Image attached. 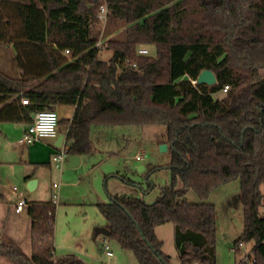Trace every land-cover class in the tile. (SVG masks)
Segmentation results:
<instances>
[{"label":"trees","instance_id":"16d2710c","mask_svg":"<svg viewBox=\"0 0 264 264\" xmlns=\"http://www.w3.org/2000/svg\"><path fill=\"white\" fill-rule=\"evenodd\" d=\"M107 3L106 25L116 19L126 29L107 41L113 54L104 60L98 1L0 0V41L14 46L21 69H0V104L18 98L0 109V121L31 123L38 110L75 104L69 155L93 152V125H165L171 183L152 203L127 194L98 203L109 236L139 264H171L156 227L172 222L183 264H217L216 206L207 199L238 179L245 226L235 245L254 242L253 264H264V0ZM147 45L155 56L139 53ZM204 69L215 84L193 82ZM189 190L201 201H187ZM28 204L32 254L1 235L0 254L14 264H90L55 254L57 204Z\"/></svg>","mask_w":264,"mask_h":264},{"label":"rangeland","instance_id":"374dc122","mask_svg":"<svg viewBox=\"0 0 264 264\" xmlns=\"http://www.w3.org/2000/svg\"><path fill=\"white\" fill-rule=\"evenodd\" d=\"M99 56L108 60L113 51L107 48L110 38L123 36L126 25L116 19H110L108 25H101ZM104 45V46H103ZM150 55L157 54L155 45H147ZM16 51L11 43L0 41V69L12 76L20 75L16 60ZM221 93L220 95H223ZM56 109V108H55ZM74 107L69 105L67 115L72 116ZM61 116V109L57 110ZM66 115V116H67ZM66 129L65 123L62 124ZM19 129L10 133L9 141L19 151V157L27 160L15 164L13 169H31L29 161H37L35 179L39 183L33 191L28 184L20 180L16 170L10 175L11 186L17 185L19 193L29 192L35 199L52 200L58 195L55 223V254L58 256L73 254L90 264H139L135 252L123 248L110 236H106L113 255L103 249L105 235L95 237V229L106 223L98 203L110 201L111 195H135L146 202H154L163 189L171 183L172 175L169 163L171 150L167 142L166 126L163 124H97L93 125L90 137L94 145L91 153L82 154L80 164L70 167L65 162L61 168L53 161L57 150L48 145L37 143L30 147L19 145ZM2 138L0 143L4 145ZM167 144V149L162 145ZM36 148V152H32ZM12 149H15L12 147ZM30 153L28 154V150ZM51 150L53 151L50 156ZM13 151V150H12ZM35 151V150H34ZM31 154V155H30ZM69 157V156H68ZM32 162V163H33ZM17 173V174H16ZM181 186V182L178 183ZM6 189H8L6 187ZM5 194L10 195L11 191ZM184 198L189 202L201 199L193 190ZM214 203L217 213L216 263L217 264H253L252 248L254 242H243L236 246V239L245 226L244 206L241 201L240 180H232L214 189L207 199ZM264 215V200L260 207ZM158 237L163 241V251L169 255L171 264H183L176 246V226L172 222L156 227ZM24 252L30 254L31 245L22 243ZM251 253V257L249 256ZM9 264H14L8 257Z\"/></svg>","mask_w":264,"mask_h":264},{"label":"crops","instance_id":"0c3cea01","mask_svg":"<svg viewBox=\"0 0 264 264\" xmlns=\"http://www.w3.org/2000/svg\"><path fill=\"white\" fill-rule=\"evenodd\" d=\"M64 54L69 55L70 53H67L66 51H64ZM17 99H18L17 96H14L13 98L10 99L9 102L0 104V109L4 108L5 106L9 104L18 103ZM69 105H73L74 107L72 116H69L66 114L67 108ZM58 109H61L62 111L61 116H60L58 135L56 137L42 138L30 145H26L20 142V138L22 137L24 131L27 129L30 123H26L24 121H0V140H2V138H4L5 140L8 139V141H5L7 143H5L4 145H2L3 143H0V235L2 237H9L13 239L14 241L18 243V245L22 249H23L22 243H25L26 245L29 244L32 246V229H31L32 228V218L28 213L29 204L25 207V209L22 212H17L16 203L22 197L26 198L30 203L31 202H43V201H49V200L35 199L36 196H32L33 198H30L32 194H29V192L19 193L18 191L20 188L17 185L11 186L9 181L6 182V179L10 175L15 174L16 170H19L17 171V173L20 174L21 172V174L18 176V178L20 180H23L24 183L29 184L31 180L35 179L34 178L35 177L34 168H38L40 166V163L37 161L35 162L29 161V163L32 165L31 169H26V167L21 168V170L13 169L15 164L25 163V161L27 162V160L22 157H19L18 149H16V147L10 143L8 137L10 136V133L12 134L18 128L19 133H20L19 138H18V144L20 146L23 145V146L30 147L31 145H35L37 143H40V144L46 143L54 147L57 150L63 143L67 145V133H68L71 120L73 119L75 111H76V105L75 104H60L56 107V110ZM33 114H32V117H33ZM63 123H65L66 125L65 130H63L62 128ZM60 137H63V138L60 141V145H58ZM12 147L15 149H12ZM30 150L31 149L28 150L29 151L28 154L30 153ZM34 150H32V152H36V148ZM52 153L53 151L51 150V152L49 153L50 156L52 155ZM66 162H68V159ZM35 180H37L36 186L33 189H30L28 187V189L31 191L36 189L39 183L38 179H35ZM6 187L8 189H6ZM14 187H17V190H15ZM8 190L11 191L10 195L5 194L6 191ZM101 203H105V202H101ZM102 226L107 227V224L105 223ZM30 251L31 252L28 255L32 254L33 248ZM5 258L6 256L0 254V264H9Z\"/></svg>","mask_w":264,"mask_h":264},{"label":"built area","instance_id":"2783aa9c","mask_svg":"<svg viewBox=\"0 0 264 264\" xmlns=\"http://www.w3.org/2000/svg\"><path fill=\"white\" fill-rule=\"evenodd\" d=\"M99 2V10H98V19L99 23L101 25H106L108 21L109 16V7L107 0H96ZM97 45H101L100 41ZM67 53H70L69 49L65 50ZM139 53L140 54H149L150 51L147 46H140L139 47ZM136 65V64H134ZM194 83L197 82V80H193ZM229 88V85H225L223 88V92H226ZM23 104H29L28 98H22ZM60 124V116L56 109H42L38 110L33 114L32 122L28 125L27 129L24 131L22 137L20 138V142L26 145H30L42 138L45 137H56L58 135V128ZM68 148L65 143H63L58 149L57 152L53 154V161L55 162L56 166L61 168L63 164L68 159ZM15 190H17V187H14ZM58 195L54 194V197L52 201L57 204L56 198ZM28 205V200L24 197H22L17 203H16V211L22 212L25 207ZM243 243H241L239 246H242ZM103 249L106 251V254L111 256L113 255V251L111 248V245L109 244L107 237H104L103 242ZM249 256L251 257V253H249ZM253 258V262H254Z\"/></svg>","mask_w":264,"mask_h":264},{"label":"water","instance_id":"95a60500","mask_svg":"<svg viewBox=\"0 0 264 264\" xmlns=\"http://www.w3.org/2000/svg\"><path fill=\"white\" fill-rule=\"evenodd\" d=\"M197 82L198 83H206L208 85H213L217 82V76L213 70L204 69L203 71H201L200 75L198 76ZM62 138L63 137L59 138L58 145H60V141L62 140ZM162 149H167V144H163ZM80 161H81V155L80 154H70L68 157V165L70 167H75V166L79 165ZM36 184H37V180H35V179L31 180L28 184V187L30 189H33L36 186ZM100 234H103L105 236H109L110 229L106 226H99L95 229V237H97Z\"/></svg>","mask_w":264,"mask_h":264}]
</instances>
